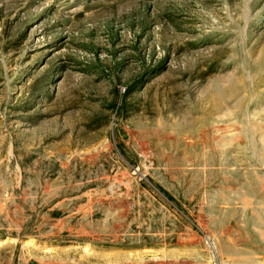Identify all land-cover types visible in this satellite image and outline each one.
Returning a JSON list of instances; mask_svg holds the SVG:
<instances>
[{"label": "rangeland", "instance_id": "obj_1", "mask_svg": "<svg viewBox=\"0 0 264 264\" xmlns=\"http://www.w3.org/2000/svg\"><path fill=\"white\" fill-rule=\"evenodd\" d=\"M0 264H264V0H0Z\"/></svg>", "mask_w": 264, "mask_h": 264}]
</instances>
